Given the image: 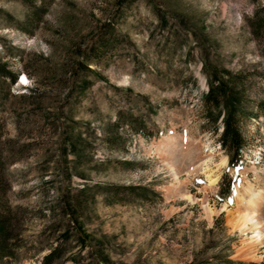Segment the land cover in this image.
Returning a JSON list of instances; mask_svg holds the SVG:
<instances>
[{"label": "rangeland", "instance_id": "1", "mask_svg": "<svg viewBox=\"0 0 264 264\" xmlns=\"http://www.w3.org/2000/svg\"><path fill=\"white\" fill-rule=\"evenodd\" d=\"M263 3L0 0V208L14 228L0 264H39L62 241L52 264H264V245L260 260L236 256L223 209L241 171L264 174V32L248 20ZM206 63L241 78L238 166H215L227 153L203 105Z\"/></svg>", "mask_w": 264, "mask_h": 264}, {"label": "trees", "instance_id": "2", "mask_svg": "<svg viewBox=\"0 0 264 264\" xmlns=\"http://www.w3.org/2000/svg\"><path fill=\"white\" fill-rule=\"evenodd\" d=\"M248 20L251 32L255 36H261L264 32V3L260 4L253 11L252 19ZM79 63H83L84 67L89 68L87 61L80 60ZM204 71L208 82L207 89L203 93L205 112L212 121H216L218 117H221L222 129L218 139L226 150L229 164H239L244 146V137L239 122L247 114L245 111V96L242 94L243 91L237 81L241 80V78L238 76L239 74L234 75L230 69L216 64L211 65L206 63ZM6 74L11 77L12 81L15 80L11 71L6 70ZM10 212L9 206L0 208V260L14 255V247L10 242L14 234V228L9 215ZM72 218L77 232L74 244L76 246L85 244L87 241L86 233L81 224L78 223V214H73ZM65 234L68 235V231ZM70 250V247H67L65 242H57L51 245L49 250L42 255L39 264H52L56 260L66 256V252Z\"/></svg>", "mask_w": 264, "mask_h": 264}, {"label": "bare ground", "instance_id": "3", "mask_svg": "<svg viewBox=\"0 0 264 264\" xmlns=\"http://www.w3.org/2000/svg\"><path fill=\"white\" fill-rule=\"evenodd\" d=\"M23 77L26 76L23 75ZM176 138L177 136L171 135L158 140L156 142L157 149L163 154H166L164 149L173 144ZM227 157L224 156L215 166L219 169L221 166L227 165ZM210 159L211 157H208V160L203 161V165H205L204 169L209 184H213L216 181L217 176L215 171L217 169L212 171L209 168V164L207 163ZM167 164L173 176L177 179L178 177L173 162H168ZM201 165L202 163L199 164V166ZM249 169L254 171L257 185L246 178L245 174L248 169L241 171L242 177L236 184L233 192L235 206L233 209H227L223 206V209L226 211L225 219L228 228L231 231H238L241 237V247L237 250L236 256L245 260H260L261 255L259 249L264 245V174L259 175L254 166ZM186 198L193 200L190 195H186ZM204 209L208 218H211L215 213L214 209L208 204L205 205Z\"/></svg>", "mask_w": 264, "mask_h": 264}]
</instances>
